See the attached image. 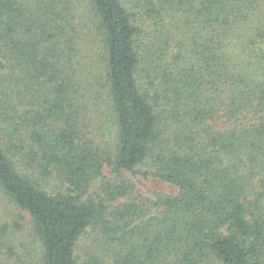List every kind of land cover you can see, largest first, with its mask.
<instances>
[{"label": "trees", "instance_id": "1", "mask_svg": "<svg viewBox=\"0 0 264 264\" xmlns=\"http://www.w3.org/2000/svg\"><path fill=\"white\" fill-rule=\"evenodd\" d=\"M0 202V264H264V0H0Z\"/></svg>", "mask_w": 264, "mask_h": 264}, {"label": "rangeland", "instance_id": "2", "mask_svg": "<svg viewBox=\"0 0 264 264\" xmlns=\"http://www.w3.org/2000/svg\"><path fill=\"white\" fill-rule=\"evenodd\" d=\"M126 177H128L130 180L133 181V183L136 186V193L144 194L149 197L152 196L151 190H159L162 188L160 184L158 185H149L146 186V183H142L139 181V179H135L131 173H125ZM164 190V188H162ZM11 210V209H10ZM9 214H12L10 211H8ZM17 214V211H14ZM7 214V209L4 208V204L0 202V219H3ZM24 216L25 219L21 220V224L24 226L21 232H18V236L16 238V241H14V246L17 247V249L20 252H27L30 256H39L41 252V246L39 241L36 239L35 234L33 233V227L31 224V220L28 217L26 213H21L19 216ZM33 254V255H32ZM6 264H10L6 263Z\"/></svg>", "mask_w": 264, "mask_h": 264}]
</instances>
